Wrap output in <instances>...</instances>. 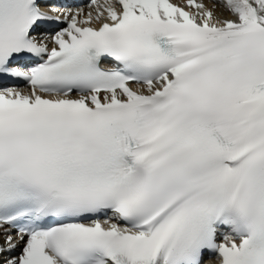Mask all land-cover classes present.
Instances as JSON below:
<instances>
[{"label": "snow or ice", "instance_id": "obj_1", "mask_svg": "<svg viewBox=\"0 0 264 264\" xmlns=\"http://www.w3.org/2000/svg\"><path fill=\"white\" fill-rule=\"evenodd\" d=\"M0 264H264V0H0Z\"/></svg>", "mask_w": 264, "mask_h": 264}]
</instances>
